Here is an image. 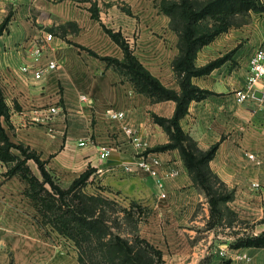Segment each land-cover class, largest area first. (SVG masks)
<instances>
[{"label": "crops", "instance_id": "1", "mask_svg": "<svg viewBox=\"0 0 264 264\" xmlns=\"http://www.w3.org/2000/svg\"><path fill=\"white\" fill-rule=\"evenodd\" d=\"M4 20L0 86L10 115L2 123L12 141L36 149L63 177L94 168L93 179L106 191L150 208L139 235L162 251L164 264H264V246L232 245L239 236L264 230V90L257 87L244 102L235 95L247 82L250 56L264 42L256 22L253 30L233 25L200 47L198 67L221 60L191 77L210 93L192 99L180 119L202 149L218 143L209 164L232 196L214 218L209 195L192 177L180 148L154 149L170 141L155 114L173 116L176 100L154 101L136 91L127 77L90 51L124 58V48L105 26L120 31L154 75L181 90L174 68L180 35L161 0H0V24ZM52 60L58 66L39 78L22 69L25 64L46 67ZM52 104L60 107L53 123L33 119ZM110 106L124 110L125 118L109 117ZM125 125L179 173L159 187L144 170H124L136 150ZM102 145L113 146L104 158ZM248 151L262 161L251 159ZM28 189L27 179L7 171L0 158V264H82L75 242L42 221ZM226 210L244 225L226 223L225 228Z\"/></svg>", "mask_w": 264, "mask_h": 264}, {"label": "trees", "instance_id": "2", "mask_svg": "<svg viewBox=\"0 0 264 264\" xmlns=\"http://www.w3.org/2000/svg\"><path fill=\"white\" fill-rule=\"evenodd\" d=\"M161 5L162 9L171 15L172 24L180 35V53L174 59V68L181 90L168 87L154 75L134 54L120 31H114L105 26L112 37L124 48V58L101 55L92 49L90 51L105 59L108 64L127 77L136 91L147 94L154 101L176 100L177 107L173 116L155 114V119L170 134V141L159 144L154 149L180 148L192 177L208 193L211 213L215 218L223 214L222 206L232 196L209 164L218 143L208 149H202L197 141L183 129L180 119L187 112L192 99H201L210 93V90L195 85L191 77L209 71L221 60L219 58L198 67L195 63L198 50L219 33L228 30L233 24L230 18L235 14L255 6L251 0H207L205 2L162 0ZM94 14L97 13L94 11ZM208 17H213L215 23L211 26L202 25L200 21ZM5 26L6 20L0 24V33ZM9 115L10 108L0 86V158L4 161H15L8 171L19 173L27 179L30 183V189L27 192L34 200L42 221L75 242L82 264H164L162 251L146 238L139 234L131 238L113 230L110 218L104 211L106 204L113 203L110 198L101 193L90 194L83 190L82 186L94 168H87L69 187L64 188L55 181L47 166V160L42 159L36 149L10 139L2 123V117L7 119ZM13 149L19 150L20 153L14 152ZM31 158L38 164L42 177L32 171L28 164ZM215 183H219V187H215ZM131 204L143 208V205L136 201H131ZM134 214L130 207H124V215L133 216ZM232 245L264 246V230L258 234L239 236Z\"/></svg>", "mask_w": 264, "mask_h": 264}, {"label": "built area", "instance_id": "3", "mask_svg": "<svg viewBox=\"0 0 264 264\" xmlns=\"http://www.w3.org/2000/svg\"><path fill=\"white\" fill-rule=\"evenodd\" d=\"M48 37H53V33L48 32ZM58 66V63L55 60L50 61L48 66L35 68L29 64L22 66V69L26 72L32 71L34 75L39 78L43 75L46 69H52ZM250 73L247 79V82L244 86L238 87L235 89V95L239 102L246 101L251 95L254 94V90L257 87H260L264 90V45L259 46L254 53L250 56L249 60ZM86 98V96H83ZM60 112V107L58 104L50 105L45 111L40 110V112L34 116V120H40L47 123H53V116L56 113ZM106 113L109 117L114 119H124L125 111L121 109H116L113 106H110L106 109ZM126 131L129 133L132 142L135 145V154L134 159L124 165V170L128 172L144 170L146 173L151 174L156 178V183L159 187H162L164 184V178L174 176L179 173L177 167L165 166L162 158L155 152L148 151L146 149V142L141 138L137 130L133 129L129 125H125ZM80 144H85L86 139H80ZM112 145H102L100 147V156L102 158L110 155L112 150ZM248 156L260 163L262 158L256 154V152L248 151ZM163 171V173H161ZM254 186H259V182H254ZM162 195L165 196L166 193L162 192ZM225 253V251L223 250Z\"/></svg>", "mask_w": 264, "mask_h": 264}, {"label": "rangeland", "instance_id": "4", "mask_svg": "<svg viewBox=\"0 0 264 264\" xmlns=\"http://www.w3.org/2000/svg\"><path fill=\"white\" fill-rule=\"evenodd\" d=\"M201 1L205 2L207 0H201ZM251 1L254 4L253 6L255 7L249 8L247 10H243V12L235 14L232 18H230V21L233 23L232 26L243 25V27H245L246 29H249L248 27H251L252 30L253 28H255L252 25V22L254 21L258 24L257 31L260 33L261 30L264 31V0H251ZM93 8L95 9L93 11L97 10L95 5H93ZM260 8L263 9L260 10ZM178 18H179V14L177 13V19ZM200 23H202V25L205 26H209V25L211 26L212 24L215 23V19L213 17H208L202 19ZM262 45H264V42H262ZM13 151L20 153V151L17 149H13ZM29 160L30 161H28V164L31 166L32 171L35 174L42 177L36 161L32 158ZM4 163H6L7 171H8L15 164V161H4ZM50 170L55 181L58 182L64 188L69 187L76 178V177L72 178L68 176L63 177L56 174L52 169ZM93 178H94L93 174H91L88 177L85 184L82 186V188L86 193H90V194L93 192L101 193L103 194V196L108 197L112 200L113 203H108L105 205L104 211L105 214H107L108 218H110V221L113 225V230L118 231L123 235L129 236L131 238H134L136 234H140V230L142 226L146 223V221L148 220V218L152 213L151 209L145 206H143V208H139L138 205L132 206L131 202L123 201L121 198L106 191V189L101 184H97V181H95ZM216 185L219 187L218 183H215V187ZM48 186L50 185L48 184ZM42 194H44V192H42ZM124 207H130L135 214L133 216L124 215ZM226 223L237 226L244 225V222L242 220L239 221L234 220V217L232 216L231 212L227 210H226V219L224 223L225 228H226ZM225 228H223L224 231Z\"/></svg>", "mask_w": 264, "mask_h": 264}]
</instances>
